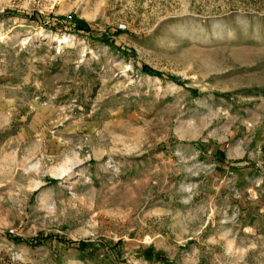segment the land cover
I'll return each mask as SVG.
<instances>
[{
    "label": "rangeland",
    "instance_id": "374dc122",
    "mask_svg": "<svg viewBox=\"0 0 264 264\" xmlns=\"http://www.w3.org/2000/svg\"><path fill=\"white\" fill-rule=\"evenodd\" d=\"M0 264H264V0H0Z\"/></svg>",
    "mask_w": 264,
    "mask_h": 264
},
{
    "label": "trees",
    "instance_id": "16d2710c",
    "mask_svg": "<svg viewBox=\"0 0 264 264\" xmlns=\"http://www.w3.org/2000/svg\"><path fill=\"white\" fill-rule=\"evenodd\" d=\"M145 70H147L148 72H150V73H152V74H159L158 72H156V71H153V70H151V69H145Z\"/></svg>",
    "mask_w": 264,
    "mask_h": 264
}]
</instances>
